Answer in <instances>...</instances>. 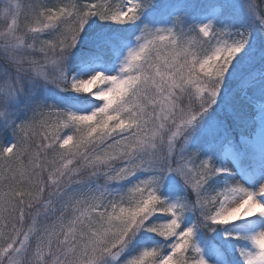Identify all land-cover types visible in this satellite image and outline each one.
I'll use <instances>...</instances> for the list:
<instances>
[{
	"label": "snow or ice",
	"instance_id": "obj_1",
	"mask_svg": "<svg viewBox=\"0 0 264 264\" xmlns=\"http://www.w3.org/2000/svg\"><path fill=\"white\" fill-rule=\"evenodd\" d=\"M243 5L264 31V0ZM166 9L165 0H4L0 264H264V226L238 230L264 218V164L246 185L191 147L230 144L241 164L251 154L229 127L247 137L264 100L251 57L223 117L203 123L250 30L141 19ZM218 226L233 239L214 243Z\"/></svg>",
	"mask_w": 264,
	"mask_h": 264
},
{
	"label": "trees",
	"instance_id": "obj_2",
	"mask_svg": "<svg viewBox=\"0 0 264 264\" xmlns=\"http://www.w3.org/2000/svg\"><path fill=\"white\" fill-rule=\"evenodd\" d=\"M19 2L24 3L26 0H19ZM167 3V9L163 14L160 13H152L148 10H145L144 15L142 16V21L145 22H153L159 21V24H155L154 26H161L163 24L171 25L175 16L180 15L184 18L185 25H190L193 23H200L203 19L207 18L208 20H212L217 27L220 28H229L231 31L235 32L236 30L249 28L250 34L248 43L245 45L244 49L241 50L240 53L237 54L236 58L232 62V66L229 68V71L225 74L224 84L221 88V93L217 97V102L209 109V113L205 115V117H213L216 119H220L224 115V109L227 101L232 97L233 90L236 88L238 84L237 77L241 73H246L247 68V60L248 58H252L254 64L252 66V74L251 79L255 81L264 80V47H259L258 45H254L256 42V36L251 35L252 30H254L255 25H251V20L245 14L244 10L239 7V4L228 3L225 0L217 1L218 9L215 10V3L206 1V0H165ZM4 3L0 0V7ZM207 20V21H208ZM2 20H0V26H2ZM104 24L105 22H100ZM117 27H125V26H117ZM134 40V37H131ZM253 40V41H252ZM115 65V62L111 66H103L104 70H109ZM255 117V127L247 129V137H242L241 133L244 132V129L239 127L229 125L232 128V136L235 141L241 144L243 139L251 140L253 139V135L255 132L261 127V124L257 120L260 116L262 120H264V100H257L255 111L252 113ZM204 117V118H205ZM224 146V145H223ZM223 146L214 145L211 143L210 139L204 140H194L191 142V147L199 148L203 155L213 156L218 164L223 163V156L219 155L220 152L223 151ZM215 151H218V154H215ZM219 183H223V179L219 181ZM165 194L167 192L165 191ZM194 217L186 216L185 223L193 222ZM259 221V217H253L245 222H238V230L242 233H250L255 231V226ZM229 228V226H218L216 231L209 233V236L213 237V242H222L224 240H231L232 237H225L224 230ZM197 243L200 244L202 250L205 251L206 258L214 257L213 252L210 249H204L203 244L200 243V233H197ZM241 245H236V251L234 253L235 257H239V247ZM246 246L251 247L250 242L246 244ZM219 261L215 258L210 259L209 264H218ZM237 264H243L242 259H240Z\"/></svg>",
	"mask_w": 264,
	"mask_h": 264
},
{
	"label": "rangeland",
	"instance_id": "obj_3",
	"mask_svg": "<svg viewBox=\"0 0 264 264\" xmlns=\"http://www.w3.org/2000/svg\"><path fill=\"white\" fill-rule=\"evenodd\" d=\"M4 0H2L3 2ZM207 1V0H206ZM210 2L215 3L216 6L215 10L218 9L217 1L219 0H208ZM229 4L235 2V4H239V7L242 9L244 7L243 0H225ZM3 7V3L1 5ZM245 12L247 17H249L246 8H243L241 11ZM250 18V17H249ZM207 18L203 19L200 23L207 22ZM256 36L255 46L258 45L259 47H264V31L260 30L258 25H255L254 30H252L251 35ZM253 41V40H252ZM97 68L100 70H104L103 65H97ZM118 68V61L115 62V65L109 69L108 71H114ZM264 71V68H263ZM213 117H205L203 123L206 125L208 122L213 120ZM217 119V117H216ZM257 120L261 124V127L255 132L253 135V139L247 140V143H244V139L241 141V149L245 153H251L247 155L243 164L239 162V154L232 150V145L225 144L223 146V164L228 166L229 168L234 170V174L237 176L238 179H241L246 185H253L258 182L260 176V168L261 165L264 164V153L261 151V137L264 135V120L261 117H258ZM218 151H215V154ZM264 226V218H259L258 223L255 226V230L259 227ZM219 264V263H218Z\"/></svg>",
	"mask_w": 264,
	"mask_h": 264
}]
</instances>
